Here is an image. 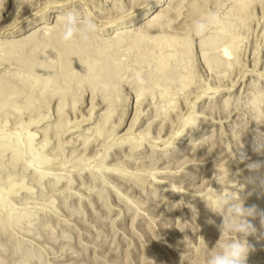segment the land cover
<instances>
[{
	"label": "rangeland",
	"instance_id": "rangeland-1",
	"mask_svg": "<svg viewBox=\"0 0 264 264\" xmlns=\"http://www.w3.org/2000/svg\"><path fill=\"white\" fill-rule=\"evenodd\" d=\"M154 1L0 0V264H206L222 186L264 210L247 168L264 161V0ZM69 12L97 25L88 43L60 40L51 15Z\"/></svg>",
	"mask_w": 264,
	"mask_h": 264
},
{
	"label": "clouds",
	"instance_id": "clouds-1",
	"mask_svg": "<svg viewBox=\"0 0 264 264\" xmlns=\"http://www.w3.org/2000/svg\"><path fill=\"white\" fill-rule=\"evenodd\" d=\"M221 22L220 14L210 10L206 17L194 22L192 35L200 38L205 37L210 25ZM97 32V25L91 19H81L75 13H67L61 25L60 40L71 42L74 38H79L83 43H88ZM210 46H214V41H209ZM135 79L138 84L145 81L142 74L136 73ZM252 151L258 155H264V131L260 127L254 130L251 143ZM241 161L247 159L246 154L241 152ZM250 171L264 169V161H255L247 164ZM261 186H264V176L259 178ZM243 185H238L233 189L221 187L218 192L217 208L211 209L222 217V222L217 226L220 238L214 248H212L206 264H247L249 253L255 251V245L250 243L249 237H255L257 241L264 240V210L257 205L245 206V199L241 193ZM250 195V193H249ZM259 219L260 229L253 223ZM209 223H215L209 220ZM229 236L227 240L221 237ZM218 249V250H217Z\"/></svg>",
	"mask_w": 264,
	"mask_h": 264
},
{
	"label": "bare ground",
	"instance_id": "bare-ground-1",
	"mask_svg": "<svg viewBox=\"0 0 264 264\" xmlns=\"http://www.w3.org/2000/svg\"><path fill=\"white\" fill-rule=\"evenodd\" d=\"M27 1V0H26ZM161 0H155L154 2H152L151 4H149L146 8H145V10H144V13H149V12H151V10L153 9V8H156L158 5H159V2H160ZM29 3V2H28ZM30 4V3H29ZM155 10V9H154ZM144 13H142L141 15H138V16H143V14ZM164 14V13H163ZM52 17H54L55 18V20H56V22H57V24H58V22H62L63 21V18L64 17H62L61 15H58V14H53V15H51ZM160 16V15H159ZM158 17V16H157ZM46 18V17H45ZM161 18V17H160ZM155 19V18H154ZM157 20H158V18H156ZM155 21V20H154ZM159 21V20H158ZM152 22H153V20H152ZM157 22H155V24H156ZM149 24V23H148ZM150 24H151V22H150ZM4 25V24H3ZM152 25V24H151ZM145 27H148V26H145ZM152 27V26H151ZM48 26H47V24H42L41 26H40V30H41V32H45V30H48ZM150 29V28H149ZM18 30V29H17ZM38 30V29H37ZM102 30H106V29H102ZM14 31V30H13ZM36 31V30H35ZM118 31V30H117ZM40 32V33H41ZM119 32V31H118ZM34 33V32H33ZM9 34V33H8ZM35 34V33H34ZM34 34H32L31 36L29 35L28 36V39H27V41L29 42V41H31V39L35 36V35H37V33L34 35ZM43 34V33H42ZM120 35V34H119ZM139 36V35H138ZM95 37V36H94ZM27 38V37H26ZM24 40H25V38H24ZM23 43H25L26 42V40L25 41H23V40H21ZM20 43V42H19ZM23 43H21V44H23ZM27 43V42H26ZM25 43V44H26ZM103 43V42H102ZM1 44V43H0ZM30 46L31 45H26L25 47H29L30 48ZM38 46V45H37ZM226 46V45H225ZM2 47V46H1ZM0 47V48H1ZM25 47L23 48V49H25ZM37 48V47H36ZM34 49V48H33ZM225 49V48H224ZM224 51V53H225V55H228V53H227V50H223ZM33 73H35V72H33ZM48 78V77H47ZM52 78V77H51ZM45 79V81H47L46 80V78H44ZM44 81V82H45ZM230 90V89H229ZM231 95V94H230ZM42 120V119H41ZM41 120H39V121H41ZM39 121H37V123L39 122ZM34 125V124H33ZM35 126V125H34ZM80 129V128H79ZM131 133V132H130ZM29 134V133H28ZM29 136V135H28ZM174 136V135H173ZM34 138V135H33V133L32 134H30V136L27 138V140H28V143H30V146H31V142H32V140H34L33 139ZM128 140H130V139H128ZM126 141V140H125ZM122 142V141H121ZM127 142V141H126ZM27 143V144H28ZM130 143V142H129ZM44 144V143H43ZM46 144L47 143H45L42 147H45L46 146ZM33 160V162H35V163H38V161H39V159H37L36 157L35 158H32ZM37 160V161H36ZM32 162V163H33ZM36 165V164H35ZM124 172H120L119 174H117V176H119V177H121V178H126V176H127V174H123ZM115 174V173H114Z\"/></svg>",
	"mask_w": 264,
	"mask_h": 264
}]
</instances>
